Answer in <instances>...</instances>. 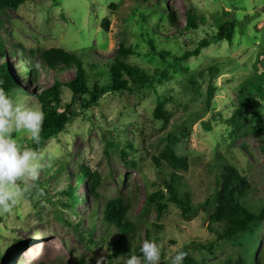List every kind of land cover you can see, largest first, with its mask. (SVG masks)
I'll list each match as a JSON object with an SVG mask.
<instances>
[{"label":"rangeland","instance_id":"rangeland-1","mask_svg":"<svg viewBox=\"0 0 264 264\" xmlns=\"http://www.w3.org/2000/svg\"><path fill=\"white\" fill-rule=\"evenodd\" d=\"M188 8H193L197 26L185 31ZM168 15L173 16L174 26L166 25ZM103 19L109 22L107 32L100 26ZM226 21L235 23L231 44L221 40L204 48L197 57L174 61L191 53L200 41L211 40L217 22ZM0 34L6 42L0 64H6L16 84L14 95L22 98H32L56 76L70 81L75 73L71 69L56 75L41 67L33 81L25 75L19 54H11L8 34L13 43L23 45L31 64L39 63L44 50L57 48L82 57L84 63L91 60L102 69L121 44L134 52L128 63L168 78L154 88L102 96L86 115H78L63 134L36 151L43 164L38 179L29 182L30 190L8 212L0 211V264H73L80 258L85 264H121L122 259H108L106 242L90 247L65 223L79 222L80 229L91 227L87 218L93 206L86 183L75 185L68 180L83 162L104 178L102 197L111 198L117 192L132 197L130 218L137 227L133 237L141 243L146 230L150 231L151 239L160 246L163 258L159 264H170L178 251H187L198 264H234L239 258L250 264L258 258L264 264V221L251 234H243L234 242L213 243L211 249L208 244L215 236L207 229L218 192L216 178L224 165H234L247 179L253 210L264 206V136L254 131L258 125L253 116L255 106L249 109L242 134L232 132L228 123L252 95L264 128V99L256 95V85L252 84L255 76H263L264 0H29L0 17ZM150 38L157 55L150 51ZM158 53L165 54L164 60ZM95 80L105 83L106 77L90 78L89 85ZM262 89L264 95V86ZM69 101L70 94L65 92L63 103ZM158 101L173 115L166 128L152 116ZM30 104L37 106L33 101ZM76 111L79 113L77 106ZM183 132L175 150L187 158L189 169L180 172V190L191 196L190 206L197 214L191 221H184L170 206L159 222L163 228L154 231V211L142 212L147 194L144 181L159 182L149 166L151 155L163 149L168 134L176 138ZM14 136L23 147L31 148L35 143L26 133L17 131ZM122 152L129 154L125 162ZM131 160L137 162V168L127 166ZM64 163L67 175L63 176L57 169ZM66 184L75 185V195L80 199L73 211L61 205ZM96 216L94 225L98 213ZM101 235L98 226L92 236L100 242ZM114 237L111 234L106 241Z\"/></svg>","mask_w":264,"mask_h":264},{"label":"trees","instance_id":"trees-1","mask_svg":"<svg viewBox=\"0 0 264 264\" xmlns=\"http://www.w3.org/2000/svg\"><path fill=\"white\" fill-rule=\"evenodd\" d=\"M27 1L29 0H0V17L5 15L6 11H16ZM110 6L112 8L115 7L113 4ZM164 10L166 13L168 12L166 8ZM226 14L228 15V12ZM173 21V16L168 15L166 25L174 26ZM196 21L197 17L193 8H188L185 31L195 29L197 26ZM108 24L107 19L102 20L100 26L103 32H107ZM234 29V21H226L223 24H218L217 22V30L211 40L206 41L208 39H204L200 41L191 53L183 54V56L175 58L174 61L178 63L191 57H197L204 48L221 40H225L228 44H231L235 34ZM156 32L154 30V33ZM153 44V38H150L148 41L150 51L157 55ZM8 46L12 49L11 54H19L25 75L30 76L33 81L37 79L38 70L41 67H46L48 70L54 71L56 75L71 69L75 73L73 79L70 81H61L57 76L54 77L51 85L39 91L38 94H34L32 98L27 99L29 104L32 101L36 103L45 114L39 142H35L31 146L35 151L41 149L50 140L57 139L58 136L66 131L68 124L73 119L78 115H86L87 109L91 106H96L102 96H115L121 92H133L134 90L154 88L156 85L161 84L162 81L168 79L162 77L157 71L149 74L136 65L128 63L127 59L134 55V52L121 44H119L111 62L101 66L102 69H98V64L91 62V60L84 63L82 57L57 48L44 50L40 54L39 63L31 64L25 57V48L23 45L13 43L9 34ZM5 52L6 42L3 41V37L0 34V58L5 55ZM158 56L164 60L165 54L158 53ZM5 66L4 64H0V88H3L8 94L14 95L18 90L16 84L5 69ZM261 72L263 76H255L252 84L253 86L256 85V95L264 99L262 89L264 86V67L261 69ZM98 76H105L106 82L100 83L98 80H95L89 85L90 78ZM65 92L70 94V101L66 104L63 103ZM16 96L20 95L16 94ZM210 99L211 93L209 92L207 103ZM76 106L79 109V113L76 111ZM164 106L165 104L163 102L158 101L152 116L154 120L162 124L163 128H166L173 115L166 111ZM253 106H255V113L253 114L254 120L258 124L254 131L256 133L261 131L260 134L264 136V128L262 127V122L257 111V101H255L252 95H249L234 111L232 116H230L228 123L232 127V132L242 134V126L248 116L249 109ZM183 137L184 132L176 138L168 134L163 149L158 154L151 155L149 166L156 172L159 182H152L148 179L144 181L143 189L147 191V194L144 198L142 212L146 213L150 209L154 211L156 216L155 223L152 225L154 231H160L163 228L159 222L165 218L170 206L175 207L180 212V216L184 221H191L197 214V210L190 206L191 196L180 190L183 180L180 172H187L189 169L187 158L179 155L175 150V146ZM128 149L132 151L133 145L129 144ZM262 151L264 152V147H262ZM121 155L124 161L129 154L122 152ZM127 162V166L137 168L138 164L135 160ZM66 166V163L60 165L57 169L58 174L63 176L67 175L65 172ZM68 180L69 182H74L75 185L83 184V182L86 183L88 199L92 201L93 206V209L90 211V216L87 218L91 226L88 230L85 228L80 229L79 222L74 225L65 222L75 229L79 239L90 247H97L98 243L106 242V248L109 251L107 255L108 259L118 260L127 258L131 254L140 255L139 250L143 241L152 239L148 229L146 230V239L141 243L139 242L137 244L133 237L137 227L130 218L133 208L132 197H129L124 192H117L111 198L102 197L104 178L98 172L91 170L84 162L76 167L75 174L68 175ZM216 183L218 185V192L214 207L207 219V229L215 236L214 242L208 244L209 249L213 248V243L224 241L234 242L243 234H251L253 229L257 228L264 221V206H261L256 211L253 210V204L248 201V197L252 194V189L247 179L240 174L234 165H224L216 178ZM75 185L66 184V189L62 191V196L65 198V201L61 205L63 208L72 211L80 203V199L75 195ZM34 191L39 192V189ZM96 212L98 213L99 219L97 225H94V219L97 217ZM98 226L102 231L101 239H99L100 242L92 236ZM111 234L115 235V237L112 240L106 241L107 237ZM152 241L156 242L157 240L154 239ZM200 249L204 250L205 247L202 246ZM184 252L187 253V251ZM73 264H85V260L80 258ZM183 264L198 263L187 253ZM234 264L250 263L239 258ZM253 264H260L258 258L255 259V263Z\"/></svg>","mask_w":264,"mask_h":264},{"label":"clouds","instance_id":"clouds-1","mask_svg":"<svg viewBox=\"0 0 264 264\" xmlns=\"http://www.w3.org/2000/svg\"><path fill=\"white\" fill-rule=\"evenodd\" d=\"M7 70V69H6ZM8 72V71H7ZM9 73V72H8ZM43 110L28 103L26 98L8 94L0 88V211L8 212L11 206L30 190L43 168L42 157L32 148L23 147L13 135L22 132L39 142ZM140 255L131 254L121 264H159L160 246L145 240ZM187 253L178 251L170 264H183Z\"/></svg>","mask_w":264,"mask_h":264}]
</instances>
